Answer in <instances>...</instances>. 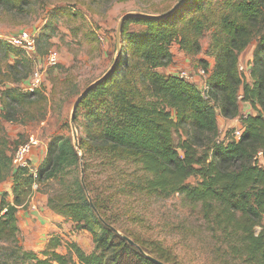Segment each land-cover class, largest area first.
Wrapping results in <instances>:
<instances>
[{
	"label": "trees",
	"instance_id": "obj_1",
	"mask_svg": "<svg viewBox=\"0 0 264 264\" xmlns=\"http://www.w3.org/2000/svg\"><path fill=\"white\" fill-rule=\"evenodd\" d=\"M21 3L0 0V7L11 11L22 8ZM211 27L215 64L210 69L207 60L199 59L208 74L205 89L160 70L173 63L174 44L188 56L198 55L201 38ZM48 29L43 36L49 39ZM121 39L115 73L73 110L79 149L71 133L54 135L34 177L29 168L12 164L9 141L0 138V184L8 176L12 179L11 192L0 197V244L11 243L9 256L22 264H179L161 243L119 225L115 199L131 189L146 197L178 194L182 203L200 206L218 250L229 260L264 264V0H187L165 18H128ZM252 44L245 74L239 70L241 55ZM13 47L0 39V55L13 59L8 64L17 82L25 58H13ZM44 99L37 89L4 88L1 117L10 122L25 115L36 119L31 108L44 112ZM242 102L256 113H243ZM219 115L241 121L239 139L220 137ZM179 127L187 137L176 144ZM118 162L135 167L131 173H118L127 177L122 187L93 185L91 174ZM191 177L197 182H188ZM54 183L57 188H42ZM37 191L47 194L48 207L70 219L76 231L91 235L92 251L69 242L68 253L58 252V237L51 238L44 257L23 248L17 212Z\"/></svg>",
	"mask_w": 264,
	"mask_h": 264
},
{
	"label": "rangeland",
	"instance_id": "obj_2",
	"mask_svg": "<svg viewBox=\"0 0 264 264\" xmlns=\"http://www.w3.org/2000/svg\"><path fill=\"white\" fill-rule=\"evenodd\" d=\"M179 1L22 0V8L18 6L10 11L0 7L1 40L5 39L11 43L13 36L24 31L33 32L37 36L34 52L28 53L24 47L11 43L14 46L12 57L25 58L22 59L21 67H18L19 81H13L10 74L8 63L14 62L13 59L4 54L0 55V92L12 86L27 87L34 72L39 71L42 74V82L37 90L45 98L44 112L39 111L36 106L31 108L30 114L36 119L31 120L29 115H25L26 119L15 122L6 121L1 117L3 102L0 100V138L9 141V153L12 155L16 147L29 140L31 136L40 139L38 146L44 147L54 135L72 134L73 127H67V122L70 120L74 103L90 84L110 68L118 55L117 26L121 17L129 12L159 14L175 6ZM46 26L49 28L48 34H51L49 39L45 37ZM213 31L214 27H211L204 32L201 38L202 49L196 56L183 54L176 45L173 49L174 56L178 57L181 53L180 62L189 65L188 68L180 67L175 72L177 74L182 71L190 72L196 77L194 82L202 89L204 79L197 76V70L199 67L202 68L199 59L207 60L209 66L211 64L210 69L214 66L215 57L210 46ZM52 52L57 53L56 64H49L47 61ZM242 63L247 65V59ZM243 110L245 114L256 113L249 105ZM218 126L220 137L227 139L242 125L226 119L220 120ZM186 137V131L182 127L175 129L176 144ZM42 150L44 148L41 152ZM134 169L133 165L118 162L115 167H108L106 170L99 167L97 169L99 173L91 174L89 179L93 181V185L119 188L123 186L127 177L121 175L118 177V173L121 171L131 173ZM197 180L196 177H191L188 182L196 183ZM10 183L11 177L8 176L0 184V197L3 191L9 190ZM53 186L57 188L58 184L43 185L42 188L46 191ZM132 192L131 189L124 190L116 197L113 206L115 214H119V225L123 229L128 228L142 238L161 243L172 251L179 264H243L239 260H229L225 253L218 250L200 206L191 207L182 203L178 194L170 197H146ZM39 193V196L47 198L46 193ZM77 238L88 252L89 246L93 244L91 235L82 232L77 234ZM63 245L69 248V242L66 240ZM12 247L11 243L0 244V264H22L13 255L9 256L11 253L9 249ZM40 257H44L42 253Z\"/></svg>",
	"mask_w": 264,
	"mask_h": 264
},
{
	"label": "crops",
	"instance_id": "obj_3",
	"mask_svg": "<svg viewBox=\"0 0 264 264\" xmlns=\"http://www.w3.org/2000/svg\"><path fill=\"white\" fill-rule=\"evenodd\" d=\"M175 45L179 49L177 44H174L172 47V52ZM255 44L250 45L241 55V60L244 61L247 59L249 61L252 57ZM184 54V52H183ZM179 57L174 56L173 63L166 67L161 68L160 70L163 73L167 74H177L176 69L183 67L188 68L189 65L182 64L179 60ZM178 62V63H177ZM211 66V64H210ZM243 104V105H242ZM251 106L249 103H241V111L244 112V108ZM251 111L250 109L248 110ZM245 113V112H244ZM220 118V119H219ZM227 118H224L222 115L218 116V121H224ZM231 120L233 123L241 124V121L238 118L227 119ZM41 152V149H43ZM47 145L46 143L43 146H38L34 149L31 160L32 164L39 166L46 156ZM12 180V179H11ZM12 181L10 183L9 192H11ZM40 193L36 192L32 200H30L25 206L19 208L17 212L18 226L20 229L19 238L20 243L24 249L28 251H33L38 256L44 251L52 237H58L62 241V245L57 247V251L61 253H68L69 248L65 247L64 240L68 242H76L82 249L83 245L78 241L77 234H81L86 231H76L74 229V223L61 215L56 214L52 211L47 204V198L39 196ZM12 201V196L9 197ZM81 232V233H80ZM88 233V232H87ZM93 244L89 246L88 252L92 251ZM87 251V250H85Z\"/></svg>",
	"mask_w": 264,
	"mask_h": 264
},
{
	"label": "built area",
	"instance_id": "obj_4",
	"mask_svg": "<svg viewBox=\"0 0 264 264\" xmlns=\"http://www.w3.org/2000/svg\"><path fill=\"white\" fill-rule=\"evenodd\" d=\"M11 43L14 44L15 46H22L24 49L30 53L34 52L36 49L37 45V36L33 32H22L19 35L13 36L11 39ZM47 61L49 64H56L58 62V56L56 52H52L49 54L47 57ZM239 70L245 74H249V69L247 65H244L242 62L239 64ZM198 72V77H201L204 79V89L206 88V78L208 76L207 71L204 68L199 67L197 70ZM180 77L190 80V81H195L196 77L193 76L190 72L187 71H182L179 73ZM42 82V74L39 71H35L30 82L28 83V86L24 88V90L28 91H34L35 89L40 88ZM242 96H239V99H241ZM243 128L240 126L237 128L233 133L232 137L234 139H239L241 137ZM40 144V139H38L35 136H31L29 140L26 142L20 143L17 147L16 150L13 153L12 156V164L16 167H27L29 168V171L31 174H33L34 177L37 176V171L38 168L37 166H32L31 165V155L36 147ZM38 188V184L34 183L32 186L33 191H36ZM34 192L30 196L29 201L32 200L34 197Z\"/></svg>",
	"mask_w": 264,
	"mask_h": 264
},
{
	"label": "water",
	"instance_id": "obj_5",
	"mask_svg": "<svg viewBox=\"0 0 264 264\" xmlns=\"http://www.w3.org/2000/svg\"><path fill=\"white\" fill-rule=\"evenodd\" d=\"M187 1V0H180L175 6H173L170 10L162 13V14H149V13H145V12H129L125 15H123L118 23L117 26V35H118V55L115 58V60L113 61L112 65L110 66V68L97 80H95L92 84H90L83 92L82 94L79 96V98L77 99V101L75 102L73 109H72V113H71V126L73 127V142H74V146L76 149H79V140H78V133L74 127L73 124V110L75 108V106L77 105V103L79 102V100L86 95L95 85H97L98 83L104 81L105 79H107L109 76H111L112 74L115 73L119 62H120V58L122 57V45H121V34H122V29H123V25L124 22L130 18V17H139V18H148V19H161V18H165L170 16L171 14H173L174 12H176L181 6L182 4ZM130 243H134L133 240L129 239ZM160 264H163L162 262H159Z\"/></svg>",
	"mask_w": 264,
	"mask_h": 264
}]
</instances>
